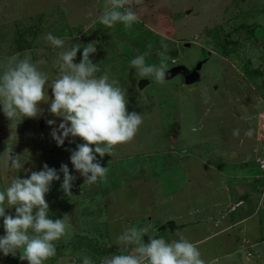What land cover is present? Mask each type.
<instances>
[{
    "label": "rangeland",
    "instance_id": "1",
    "mask_svg": "<svg viewBox=\"0 0 264 264\" xmlns=\"http://www.w3.org/2000/svg\"><path fill=\"white\" fill-rule=\"evenodd\" d=\"M106 3L0 0V73L13 57H29L48 74L50 87L60 52L96 42L90 54L100 65L96 75L107 72L118 79L127 90L128 111L143 117L133 140L115 146L113 156L97 154L109 171L106 180L89 184L70 159L84 141L70 135L60 146L51 135L63 122L49 111L51 88L46 89L49 100L39 104L40 114L21 118L16 128L0 105V190L16 176L43 170L44 164L61 177L52 182L46 200L50 218L65 217L69 227L54 242L56 255L44 264H79L67 256L80 245L100 253L128 251L116 237L145 226L150 230L144 238L156 232L171 241L179 232L197 244L206 264H264V196L257 187L263 181L256 162L264 157V37L256 34L264 29V0H129L126 6L139 15L130 29L119 22L110 28L99 23ZM47 33L64 40L63 47L46 41ZM227 42L232 48L222 45ZM163 45L180 51L168 55L169 68L189 67L200 50L207 52L196 83H184L179 75L163 83L147 77L149 83L139 89L130 61L144 55L147 64H158ZM82 53L83 47L75 63ZM249 129L252 137L245 135ZM8 146L21 156L20 170L9 162L5 166ZM62 164L76 177L68 195L61 188ZM7 213L14 215L15 209ZM20 251L0 252V264H28L19 259Z\"/></svg>",
    "mask_w": 264,
    "mask_h": 264
},
{
    "label": "clouds",
    "instance_id": "2",
    "mask_svg": "<svg viewBox=\"0 0 264 264\" xmlns=\"http://www.w3.org/2000/svg\"><path fill=\"white\" fill-rule=\"evenodd\" d=\"M135 2L139 4L142 0ZM128 4L129 0H107L105 10L98 18L99 23L110 28L119 22L125 29H130L138 22L139 15L126 6ZM44 38L53 47L64 45V40L52 33H47ZM81 47L82 59L75 63ZM162 47L164 50L157 53L158 64H147L144 55L130 61L138 77H152L157 83L165 81L169 65L167 45ZM96 50V42H91L84 46L77 43L60 52L58 75L50 87L48 74L39 70L29 57H13L0 73V105L11 121V128H16L25 117H37L41 112L40 102L49 100L46 99V89H52L54 99L49 111L63 117V122L53 128L51 135L60 146L70 135L84 141L72 150L70 159L74 168L85 177V183L89 184L98 179L106 180L109 171L97 159V154L101 158L106 154L113 156L115 146L133 140L143 123L140 113L128 111L127 90L120 86L119 80L110 78L107 72L96 75L100 65L90 59V54ZM47 123L53 125L55 121L48 120ZM239 134V129L233 131V135ZM245 135L252 137L253 130H247ZM12 153L13 148L9 146L3 152L5 166L10 161L13 169L20 170L23 168L21 156ZM257 161L264 168V159L257 157ZM59 171L63 173L61 188L68 195L76 177L70 173L67 164H62ZM60 178L57 169L44 164L43 170L32 171L27 178L16 176L0 190V217H3L5 229V234L0 236V252L5 256L16 255L17 250H21L20 260H26L28 264H44L56 255L54 242L67 234L69 226L65 217L50 218L46 194L52 182ZM7 208H14L15 214H6ZM149 230L150 226L125 229L116 240L125 247L132 246V250L122 249L118 254L100 260L101 264H206L197 244L179 232V238L171 241L153 232L145 242L144 236ZM100 261L93 263L91 257L85 256L82 264H99Z\"/></svg>",
    "mask_w": 264,
    "mask_h": 264
},
{
    "label": "water",
    "instance_id": "3",
    "mask_svg": "<svg viewBox=\"0 0 264 264\" xmlns=\"http://www.w3.org/2000/svg\"><path fill=\"white\" fill-rule=\"evenodd\" d=\"M189 11V10H188ZM257 36L262 35L264 37V29L260 28L257 32H256ZM190 42H185V45H189ZM168 53L167 55L170 56H175L178 53H180V51L177 48H171L167 50ZM204 62L203 59H200L192 68L188 67L186 64L184 63H177L175 65H173L172 67L169 68L168 73L166 74V78H171L175 75H179L180 79L182 82L184 83H194L197 80H199L200 78V69L202 67V63ZM149 78H139L137 81V85L139 87V89H142L146 84L149 83ZM53 151V148H51V152ZM12 155H16V153L13 151ZM9 163H11L9 161ZM264 206V205H263ZM5 264H10V263H5Z\"/></svg>",
    "mask_w": 264,
    "mask_h": 264
},
{
    "label": "crops",
    "instance_id": "4",
    "mask_svg": "<svg viewBox=\"0 0 264 264\" xmlns=\"http://www.w3.org/2000/svg\"><path fill=\"white\" fill-rule=\"evenodd\" d=\"M96 16H99V14H96ZM251 25H247V27H248V31H249V27H250ZM250 37H252L251 35H250ZM230 43H232V42H230ZM229 42H227V44H230ZM222 45H225L224 43L222 44ZM230 46H231V48H232V45L230 44ZM230 48V49H231ZM168 50V49H167ZM228 52V51H227ZM226 52V53H227ZM223 53H225V52H223ZM197 82V81H196ZM196 82H194V83H196ZM217 86V85H216ZM144 240H145V242H147L148 241V238L146 237V238H144ZM109 244V245H108ZM106 246L107 247H110V243H108ZM78 247V249L75 251V252H71V256H67L68 257V259L70 260V261H72V262H79V264H81V262L83 261V258L85 257V256H91L92 254H93V256L91 257V259L93 260V263H96V262H98V261H100V260H102V259H104V258H106V257H109V256H111V255H113V250H110V251H106V252H104V253H100V252H98L97 250H94V249H92V248H90V247H87L86 245L85 246H82V245H80V246H77ZM121 248H126V249H128V251H130V249L129 248H127V247H124V245H122V246H120ZM119 247V248H120ZM100 254H104V255H101V256H98V255H100ZM63 259H64V257H62V259H60V261L62 262L63 261Z\"/></svg>",
    "mask_w": 264,
    "mask_h": 264
},
{
    "label": "built area",
    "instance_id": "5",
    "mask_svg": "<svg viewBox=\"0 0 264 264\" xmlns=\"http://www.w3.org/2000/svg\"><path fill=\"white\" fill-rule=\"evenodd\" d=\"M259 158L260 159H264V157H259ZM256 162L258 163L257 158H256ZM258 167L261 170L260 179H258V180H262L263 183H262V185L257 186V187H259V189L261 190L262 196H264V168L261 167L260 163H258ZM237 203L238 204H240V203L242 204L243 203V200H240ZM99 264H101V261L99 262Z\"/></svg>",
    "mask_w": 264,
    "mask_h": 264
},
{
    "label": "flooded vegetation",
    "instance_id": "6",
    "mask_svg": "<svg viewBox=\"0 0 264 264\" xmlns=\"http://www.w3.org/2000/svg\"><path fill=\"white\" fill-rule=\"evenodd\" d=\"M204 49H205V48H204ZM200 51H201L200 54H201V53H202V54L204 53V54H203V55H202V54H201V55L199 54V57L195 60V62H193L192 65H189V67L192 68V67H193V66H194V65H195L200 59H203L204 61L207 60V59H206V58H207V55H206L207 52H206L205 50H203V51L200 50ZM203 63H204V62H203ZM203 63H202V65H203ZM184 64H185V63H184ZM201 68H202V67H201ZM200 70H201V69H200ZM215 86H216V85H215Z\"/></svg>",
    "mask_w": 264,
    "mask_h": 264
},
{
    "label": "trees",
    "instance_id": "7",
    "mask_svg": "<svg viewBox=\"0 0 264 264\" xmlns=\"http://www.w3.org/2000/svg\"><path fill=\"white\" fill-rule=\"evenodd\" d=\"M226 45L228 46L229 44H225L224 46H226Z\"/></svg>",
    "mask_w": 264,
    "mask_h": 264
}]
</instances>
